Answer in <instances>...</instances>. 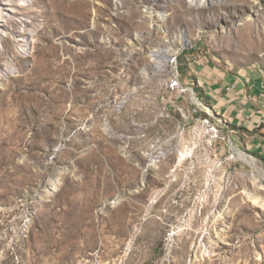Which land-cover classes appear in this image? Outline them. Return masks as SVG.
I'll return each mask as SVG.
<instances>
[{"label":"rangeland","instance_id":"obj_1","mask_svg":"<svg viewBox=\"0 0 264 264\" xmlns=\"http://www.w3.org/2000/svg\"><path fill=\"white\" fill-rule=\"evenodd\" d=\"M0 24V264H264V154L198 92L264 72V0H0Z\"/></svg>","mask_w":264,"mask_h":264},{"label":"crops","instance_id":"obj_2","mask_svg":"<svg viewBox=\"0 0 264 264\" xmlns=\"http://www.w3.org/2000/svg\"><path fill=\"white\" fill-rule=\"evenodd\" d=\"M200 84L209 98V106L228 123L245 130L260 144L250 149L264 154V72L258 69L209 72Z\"/></svg>","mask_w":264,"mask_h":264},{"label":"bare ground","instance_id":"obj_3","mask_svg":"<svg viewBox=\"0 0 264 264\" xmlns=\"http://www.w3.org/2000/svg\"><path fill=\"white\" fill-rule=\"evenodd\" d=\"M7 6H11L10 4H7ZM13 7V6H12ZM11 8V7H10ZM10 8H7L6 10L7 11H9V12H12V9H10ZM17 9V8H16ZM3 13V12H2ZM18 16V15H17ZM17 18V17H16ZM18 19H20V18H18ZM22 19H25V18H22ZM16 20V19H15ZM21 20V19H20ZM19 20V21H20ZM26 20V19H25ZM17 21V20H16ZM27 21V20H26ZM30 22V21H29ZM0 36L2 35V36H4V32H3V29L4 28H6V25H2V24H0ZM2 29V30H1ZM25 29H26V27H25ZM28 29V28H27ZM20 30V29H19ZM30 30V29H29ZM24 31V30H23ZM18 33H20V32H18ZM30 33V32H29ZM33 35V34H32ZM19 36V35H18ZM17 36V37H18ZM18 39V38H17ZM23 39H25V38H23ZM27 40L28 41H30V39L29 38H27ZM24 42H28V41H26V40H23ZM2 44V43H1ZM25 52V51H24ZM27 52V51H26ZM10 70V69H9ZM12 71V70H11ZM9 72V71H8ZM253 164H254V168H256V170H257V172L258 173H256V172H254V173H252L251 174V177H252V180H253V182L256 184V183H259L261 186L263 185L262 184V180L260 179V176L261 175H263L258 169H257V166L255 165V163L253 162Z\"/></svg>","mask_w":264,"mask_h":264},{"label":"trees","instance_id":"obj_4","mask_svg":"<svg viewBox=\"0 0 264 264\" xmlns=\"http://www.w3.org/2000/svg\"><path fill=\"white\" fill-rule=\"evenodd\" d=\"M198 92H199V97L202 98V99H204L205 98V92H204V90L202 88H198ZM206 98H208V97L206 96ZM230 127H232L234 130L239 129L236 126H232V125Z\"/></svg>","mask_w":264,"mask_h":264},{"label":"water","instance_id":"obj_5","mask_svg":"<svg viewBox=\"0 0 264 264\" xmlns=\"http://www.w3.org/2000/svg\"><path fill=\"white\" fill-rule=\"evenodd\" d=\"M210 107V106H209ZM210 109H212V108H210Z\"/></svg>","mask_w":264,"mask_h":264}]
</instances>
